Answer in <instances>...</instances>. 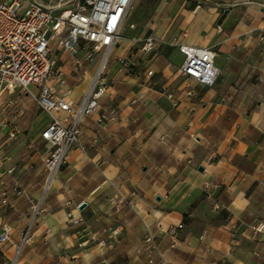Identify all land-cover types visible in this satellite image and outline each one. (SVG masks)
I'll return each instance as SVG.
<instances>
[{"label":"crops","instance_id":"crops-1","mask_svg":"<svg viewBox=\"0 0 264 264\" xmlns=\"http://www.w3.org/2000/svg\"><path fill=\"white\" fill-rule=\"evenodd\" d=\"M149 28L122 32L99 108L82 119L81 147L68 149L46 191L49 145L40 134L50 117L20 88L1 95L0 190L16 183L24 194L0 203V225L8 223L12 237L0 244V264L11 260L20 228L31 221L32 237L13 264H145L135 234L144 224L168 264H264V228H254L264 225V0H156ZM151 34L156 46L141 50ZM180 44L214 50L220 73L213 85L180 74ZM85 45L80 40L78 56ZM55 53L59 75L48 83L76 104L95 63L77 73L70 52ZM128 54L134 63L122 67L117 57ZM110 110L114 117L97 122ZM116 189L127 201L106 207ZM40 198L36 218L29 217ZM113 206L139 225L105 224ZM178 223L172 243L166 230Z\"/></svg>","mask_w":264,"mask_h":264},{"label":"built area","instance_id":"built-area-1","mask_svg":"<svg viewBox=\"0 0 264 264\" xmlns=\"http://www.w3.org/2000/svg\"><path fill=\"white\" fill-rule=\"evenodd\" d=\"M133 0H2L0 1V97L6 91L15 88L24 90L34 98L38 107L50 117V122L40 136L49 145V153L43 157L42 164L46 172L44 191L54 179L59 166L66 160L67 151L72 145L81 147L78 141L79 124L86 116L99 108V98L105 92L107 82L102 76L112 48L123 38L122 27ZM132 26V24H130ZM80 40L87 45L83 56L77 55ZM258 40H264V30ZM51 41L55 47L51 46ZM157 42L155 35L143 38L141 50L151 51ZM71 53V68L81 72L86 62H94L95 68L89 86L79 102L72 104L57 94L50 86L49 79H58L57 56L55 48ZM101 50L99 56L98 52ZM183 60L178 67L180 74L193 78L204 85H213L220 73L214 64L215 52L210 47H197L180 44ZM122 67L133 65L131 54L117 57ZM102 63V65H101ZM151 70L147 72L150 74ZM264 82V78H260ZM61 81V80H60ZM189 93V91H188ZM115 111L99 112L97 122L101 123L114 117ZM16 127L8 132L15 138ZM3 160H0V162ZM22 195L24 190L16 183L2 186L0 203L9 204L11 195ZM130 190L128 196H135ZM121 191H115L110 197L112 204L127 201ZM42 198L32 205L34 215L40 211ZM73 224L81 222L80 217L67 213ZM32 221L27 224L19 248L27 240ZM181 223L167 227L172 243L176 239ZM261 230L264 225L254 227ZM10 225H0V244L10 240ZM49 231V230H47ZM115 234H117V231ZM203 232L201 237L205 236ZM143 253L145 264H168L156 240L151 226L144 224V235L139 250ZM10 264H13L12 262Z\"/></svg>","mask_w":264,"mask_h":264},{"label":"rangeland","instance_id":"rangeland-1","mask_svg":"<svg viewBox=\"0 0 264 264\" xmlns=\"http://www.w3.org/2000/svg\"><path fill=\"white\" fill-rule=\"evenodd\" d=\"M47 1H53V0H44V2H47ZM155 1L156 0H133L132 4L128 10L126 20L123 24L122 32L124 34H130V33L135 32V31L136 32L142 31V32H145V34H147L151 30L149 28V22H152V16L154 14ZM143 22H145V23H143ZM130 24H132V26H130ZM57 62H58V59H57ZM105 69H106V66L104 67L102 76H104ZM81 122L79 124V134H80ZM78 141H79V135H78ZM72 146H76V145H72ZM49 151L50 150H48L47 154L49 153ZM109 196L107 197L109 200L105 201L106 207H108L109 205L112 204L110 202ZM114 208H115L114 206L112 208H110V213L106 214L105 217L107 219V222H105V224H108V225L118 224L120 226L126 225L127 227L131 226L130 229H133L135 227V224H137V226L139 225L140 220L136 217L132 218V216L130 215V213L126 209L124 210L125 214L123 215L122 212L120 211L121 207H120L119 211H115ZM33 213H34V210L31 208L29 211V217H31V215H33ZM36 216L37 215L35 214V218H36ZM35 218H34V220H35ZM128 222H130V223H128ZM26 226L20 228L19 237L17 239V242H15V245H14V250H13L14 252H13L12 258H11V260H9L8 264H10L12 261H13L12 263H14V260L17 257H19V255L23 252L24 247L26 246L27 242H29V240L32 237L33 222L31 224L29 232L26 235L27 240L23 241L22 245L19 248L16 247V245H19L21 240H22L23 234L26 230ZM10 231H11V229H10ZM135 231H136L135 234L138 236V239L140 237V240H141L140 246H141L142 245V238L144 235V228L143 229L142 228H139V229L135 228ZM121 233H122V229H121ZM11 239H12V237H11V232H10V240L6 241L5 243L10 242Z\"/></svg>","mask_w":264,"mask_h":264},{"label":"water","instance_id":"water-1","mask_svg":"<svg viewBox=\"0 0 264 264\" xmlns=\"http://www.w3.org/2000/svg\"><path fill=\"white\" fill-rule=\"evenodd\" d=\"M199 170H202V167L201 166H199V168H198ZM84 205H85V202H81L80 203V205H79V208L81 209V208H83L84 207Z\"/></svg>","mask_w":264,"mask_h":264},{"label":"bare ground","instance_id":"bare-ground-1","mask_svg":"<svg viewBox=\"0 0 264 264\" xmlns=\"http://www.w3.org/2000/svg\"><path fill=\"white\" fill-rule=\"evenodd\" d=\"M101 65H102V63H101Z\"/></svg>","mask_w":264,"mask_h":264}]
</instances>
